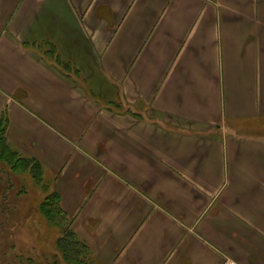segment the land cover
Instances as JSON below:
<instances>
[{"label":"crops","instance_id":"0c3cea01","mask_svg":"<svg viewBox=\"0 0 264 264\" xmlns=\"http://www.w3.org/2000/svg\"><path fill=\"white\" fill-rule=\"evenodd\" d=\"M263 96L264 0H0L6 140L94 264H264Z\"/></svg>","mask_w":264,"mask_h":264},{"label":"rangeland","instance_id":"374dc122","mask_svg":"<svg viewBox=\"0 0 264 264\" xmlns=\"http://www.w3.org/2000/svg\"><path fill=\"white\" fill-rule=\"evenodd\" d=\"M104 102L114 109H123L121 104ZM249 122L247 133L255 136L257 122ZM30 176L10 172L0 162V264H70L56 253L59 229L51 226L39 210V203L50 193V187L47 184V190L43 189ZM87 258L94 264L92 256Z\"/></svg>","mask_w":264,"mask_h":264},{"label":"trees","instance_id":"16d2710c","mask_svg":"<svg viewBox=\"0 0 264 264\" xmlns=\"http://www.w3.org/2000/svg\"><path fill=\"white\" fill-rule=\"evenodd\" d=\"M6 124V119L2 118L0 120V162L7 165L10 172L31 175V179L38 181L40 186L47 190L48 186L43 182L42 168L34 160L20 156L8 145ZM39 210L51 226L59 229L58 237L55 240V249L61 259L67 260L70 264H92L87 258V255L92 256L91 252L73 231L71 219L62 209L58 195L53 192L46 193L39 203Z\"/></svg>","mask_w":264,"mask_h":264},{"label":"built area","instance_id":"2783aa9c","mask_svg":"<svg viewBox=\"0 0 264 264\" xmlns=\"http://www.w3.org/2000/svg\"><path fill=\"white\" fill-rule=\"evenodd\" d=\"M228 264H236L235 262H229Z\"/></svg>","mask_w":264,"mask_h":264}]
</instances>
